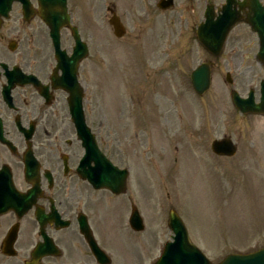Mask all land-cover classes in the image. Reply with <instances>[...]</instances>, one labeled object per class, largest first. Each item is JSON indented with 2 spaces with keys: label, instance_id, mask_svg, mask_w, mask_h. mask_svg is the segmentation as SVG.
Returning a JSON list of instances; mask_svg holds the SVG:
<instances>
[{
  "label": "rangeland",
  "instance_id": "374dc122",
  "mask_svg": "<svg viewBox=\"0 0 264 264\" xmlns=\"http://www.w3.org/2000/svg\"><path fill=\"white\" fill-rule=\"evenodd\" d=\"M153 1L69 0L71 21L89 49L78 73L86 123L103 150L129 171L128 204L133 202L145 222L136 235L127 229L126 263L136 264L141 257L143 264H152L158 258L170 236L171 209L214 261L232 250L236 226L251 219L255 231H264V118L241 116L230 101L233 90L245 96L253 89L257 98L263 71L253 61L255 47L249 46L243 23L230 32L218 57L197 44L194 31L205 3L223 0H174L165 12L154 10ZM104 4L115 7L127 26L124 38L113 37ZM0 27H13V18ZM61 45L70 52L69 32L62 31ZM30 56L46 61L50 73L54 62L48 38L39 39ZM203 62L211 65V84L197 96L190 74ZM226 73L232 84L225 81ZM57 107L62 113L55 110L48 122H37L34 151L56 139L75 144L67 109ZM27 114L31 119L33 113ZM223 136L236 144L232 158L210 152L211 141ZM24 239L20 236L15 258L0 255V264L26 260Z\"/></svg>",
  "mask_w": 264,
  "mask_h": 264
},
{
  "label": "flooded vegetation",
  "instance_id": "af4514ba",
  "mask_svg": "<svg viewBox=\"0 0 264 264\" xmlns=\"http://www.w3.org/2000/svg\"><path fill=\"white\" fill-rule=\"evenodd\" d=\"M28 1L29 6L26 13L22 2L14 1L10 10L13 27H0V118L3 122L5 136L10 142L8 145L0 142V192L13 190L19 196H25L28 191L34 190L35 194L31 208L20 219L14 212L0 215V252L1 242L7 231L17 224V240L14 247L16 249L20 236H25L27 256L25 262L31 261L32 252L41 241L36 221L37 214L40 212L47 216L53 210L59 214L63 223L67 222L68 227L59 230L55 229L54 225L46 226L45 231L52 238L59 255L44 257L39 264L96 263L79 230L81 219H85L90 229V236L103 252L108 255L110 251L116 253V256L109 257V264H127L128 249L123 239V233L128 228L126 194L115 197L99 194L77 176L76 170L82 153L79 143L74 149H70L73 146L71 142L65 140L62 145L59 139H56L53 143L40 146L39 151H34L33 135L26 138L15 127L16 116L19 117L24 127H28L32 121L36 127L39 121L48 122L50 117L55 115V110H58L57 106H63L66 103V93L50 87L49 75L45 68L47 62L30 56L37 41L47 37V28L40 27L43 24L37 16L39 8L36 0ZM258 1L264 7V0ZM107 8L114 10V7ZM245 28L249 33V46L255 47L252 58L263 71V64L259 62L256 55L261 42L256 31L257 27ZM13 70L33 76L41 85L48 87L49 105L46 99L39 94L35 80L33 82L31 79L28 84H22L18 82L21 79ZM1 92L5 93V96H1ZM7 100L9 103L6 102ZM31 112L33 113L32 118L27 119L29 118L27 113ZM7 115L9 119H6ZM21 148H23L22 151H20ZM29 149H32L39 169L35 176L26 178V152ZM1 153L4 156H1ZM3 158L5 161L1 162ZM27 163L29 167L33 166L32 163ZM64 164L67 166L66 171ZM19 165L21 167L18 173L16 167ZM46 171L53 176L54 183L51 188L48 187L44 177ZM69 178H71L70 182H68ZM102 209L105 216H102ZM253 223V221H247L244 225L235 227L231 240V254L246 256L264 249V231H255ZM67 230H71V233H67ZM114 233L117 237H113ZM219 261L221 259H216L212 264H218ZM136 264H143L141 257L138 258ZM237 264L252 263L244 260V262L237 261Z\"/></svg>",
  "mask_w": 264,
  "mask_h": 264
},
{
  "label": "water",
  "instance_id": "95a60500",
  "mask_svg": "<svg viewBox=\"0 0 264 264\" xmlns=\"http://www.w3.org/2000/svg\"><path fill=\"white\" fill-rule=\"evenodd\" d=\"M3 5L2 14H5L8 10L9 0H0ZM42 6L41 17L50 28V34L53 40V44L56 47V55L58 61L61 64L65 62L64 52L59 51V30L68 25V16L66 13V0H39ZM231 0H227V5L224 6V15L219 16L214 20L212 12V6H208L205 12V23L200 25L197 30V38L199 42L212 54L218 55L220 52L222 43L229 29L238 20L236 13L229 10ZM2 5H0L1 7ZM252 8L254 9L256 27H264V11L253 0ZM253 23V21L249 20ZM114 27V33L120 37L122 34L121 28L114 22H110ZM73 35L76 41V47L71 60L74 62L73 71H67L63 69V79L58 81V86L66 90L69 94V110L72 120L75 124L78 137L82 140V144L86 150V156L83 161L82 176L86 178L95 188H108L112 192H119L122 183L124 182L126 174L124 172H117L104 158L99 154L95 147L93 137L89 134L88 129L84 124V117L81 111V98L82 92L78 88V84L75 78L76 67L79 60H81L85 54L86 49L79 43L77 34L73 30ZM264 40V36H263ZM260 54L264 55V43ZM69 65V64H67ZM191 84L194 91L197 94L203 93L209 85V70L206 65L199 66L193 73L191 78ZM233 105L243 114L245 113H261L264 115V80L261 83V99L259 104H255L253 100V92L251 91L249 97L244 100L233 92L232 96ZM211 149L218 155L232 156L235 153V147L228 139L220 141H214L211 145ZM94 163V167H90V163ZM89 167V168H88ZM9 205L13 203L8 201ZM9 207V206H8ZM7 208V207H6ZM134 217L135 213L133 214ZM137 215V214H136ZM169 228L173 232L174 236L172 243H167L164 247L163 253L160 259L155 264H208V261L203 255L189 243L187 234L181 221L174 212L169 213ZM42 246L38 247L35 253L44 252ZM95 256L100 258V251L95 247L93 249ZM12 255L13 252L5 253ZM222 264H233V257L229 256Z\"/></svg>",
  "mask_w": 264,
  "mask_h": 264
}]
</instances>
